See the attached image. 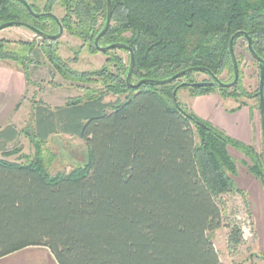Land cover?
<instances>
[{"label": "trees", "instance_id": "obj_1", "mask_svg": "<svg viewBox=\"0 0 264 264\" xmlns=\"http://www.w3.org/2000/svg\"><path fill=\"white\" fill-rule=\"evenodd\" d=\"M55 1L66 12L60 20L64 29L99 53L95 39L105 28L108 0H50L43 11L29 4L35 13H51ZM111 2L112 22L100 46L124 44L133 50L134 84L168 80L194 67L218 78L227 72L233 81L229 43L238 32L252 39L264 59V0ZM9 22L48 35L59 30L53 19L34 18L19 1L0 0V26ZM240 40L247 43L240 36L235 52ZM55 44L43 39L42 53L50 62L98 87L87 88L63 107L34 103V126L26 136L35 152L25 162L7 160L22 151L9 145L23 132L15 125L0 130V259L44 247L57 264H222L211 236L225 225L223 196L244 194L235 186L238 169L229 148L251 159L249 171L263 184L264 155L201 120L178 98L175 103L174 93L190 87L193 97L219 90L236 98L241 71L230 94L217 85L192 87L199 73L170 85L132 89L126 82L131 64L126 50L120 49L129 54V64L113 57L99 71L79 73L62 65ZM39 49L27 44L14 53L0 44V62H18L28 70L29 63L39 62ZM109 95L125 98L107 103ZM60 135L83 141L88 162L52 175L55 157L46 146ZM238 237L233 230L236 245Z\"/></svg>", "mask_w": 264, "mask_h": 264}, {"label": "rangeland", "instance_id": "obj_2", "mask_svg": "<svg viewBox=\"0 0 264 264\" xmlns=\"http://www.w3.org/2000/svg\"><path fill=\"white\" fill-rule=\"evenodd\" d=\"M50 0H29V3L36 5L40 10H44L45 5ZM59 20L64 19L65 9L55 1L51 10ZM57 33V31H56ZM55 33V35H56ZM59 33V30H58ZM57 33V34H58ZM54 35V34H53ZM53 46L55 54L61 59V63L71 71L79 73H92L101 70L113 57L121 58L124 64H129V54L121 50L110 51L109 54H93L88 50L79 38L72 36L66 29L64 35ZM0 44L7 45V50L18 53L22 46L31 45L33 49H39L40 60L28 64L29 69L25 70L18 62L16 64L26 81L27 90L24 94L23 107L16 114L14 123L23 135L18 142L9 145V150L21 147L22 151L15 156L7 158L11 162H25V157L34 155V147L31 138L26 134L31 133L34 126L33 106L35 102L43 103L53 109L63 107L69 99L84 96L87 88H96L91 81L82 82L78 78L69 75L58 68L56 63L42 53L43 39L36 36L28 29L22 27H12L0 32ZM26 44V45H25ZM248 44L240 40L236 47V57L240 62L242 78L237 97L235 99L244 100L254 105L257 113L258 147H253L258 154L263 152V137L261 130V117L259 109V98L256 97L259 88V67L257 61L247 51ZM44 52V51H43ZM35 54H29L28 58L36 60ZM67 73V75H65ZM225 83H231L232 77L224 72L219 78ZM197 83L210 82V78L203 73L195 75ZM233 82V81H232ZM235 88V87H234ZM228 89V94L234 91ZM192 88L187 87L179 91L177 98L185 105L190 112L192 101L190 97ZM212 94L223 96L217 90ZM229 97V96H223ZM124 96L118 97L109 95L105 98L107 103H114L117 100H124ZM233 98V97H231ZM194 114V113H193ZM26 132V133H25ZM46 148L55 157L49 166L52 175L59 173H69L73 169L84 166L88 162V151L83 141L80 139L60 135L51 138ZM230 155L237 164V175L234 177L235 186L242 190L244 194H228L223 196L227 203L224 227L212 234V240L222 264H264V184L259 193V198H253L256 191L255 177L250 173L249 167L252 165L251 159L245 154L238 153L233 148H229ZM23 156V157H22ZM0 158L2 155L0 153ZM258 180V179H257ZM260 185V183H259ZM261 187V188H262ZM240 233V244H235L232 240V231ZM50 257V259L48 258ZM14 261L26 262L27 264H57L50 252L43 248H29L5 261L9 264ZM17 263V262H15Z\"/></svg>", "mask_w": 264, "mask_h": 264}, {"label": "crops", "instance_id": "obj_3", "mask_svg": "<svg viewBox=\"0 0 264 264\" xmlns=\"http://www.w3.org/2000/svg\"><path fill=\"white\" fill-rule=\"evenodd\" d=\"M26 90V81L16 64L10 61L0 62V130L9 125H15L14 120L20 108L23 107ZM189 100L192 101L191 109L198 118L224 132L229 138L257 149L259 141L257 113L250 102L212 93L190 97ZM253 181L256 188L253 194L255 200L259 198L263 187L259 180L253 179ZM17 254L0 259V264H4ZM48 258L50 259L49 256ZM9 264L27 263L14 261Z\"/></svg>", "mask_w": 264, "mask_h": 264}, {"label": "water", "instance_id": "obj_4", "mask_svg": "<svg viewBox=\"0 0 264 264\" xmlns=\"http://www.w3.org/2000/svg\"><path fill=\"white\" fill-rule=\"evenodd\" d=\"M17 1L22 3L28 9L29 13L34 18L42 19L45 17H49L53 19L58 25L59 33L56 35H48L38 30L35 27H32L28 24L20 23V22H9V23L3 24L0 26V32L8 28H12V27H22V28L28 29L29 31L34 33L39 38L44 39V40H50V41H57L64 35V27L56 15L52 13H41V14L35 13L33 9L31 8L30 4L26 0H17ZM107 5H108V13H107L106 25H105V28L102 30V32L95 39V48L100 53H107L113 50H120V49L126 50L127 52H129L131 56V64H130L129 72L127 74L126 82H127V85L132 89H139L141 86L146 85V84L155 85V86L170 85L176 81L181 80L186 75L193 74V73H205V74H208L211 79L210 82H200V83L193 84L192 87L194 88H212L215 85H217L220 88L232 89L238 85L239 79H240V69H239L238 60H237L235 49H234V44H235V41L240 36H244L247 39L249 53L258 62V67H259V109H260V117H261V129H262V137H263V155H264V59L259 57L257 53L254 51L252 39L245 32L236 33L231 38L230 43H229V52H230L233 69H234V80L231 83L223 82L218 77L213 75L211 71L207 68L194 67V68H190L185 71H182L168 80H162V81L142 80L139 83L134 84L132 82L133 72L135 68V56H134L133 50L124 44H113L107 47L100 46V40L108 32L111 26V22H112L113 13H112L111 0H108ZM186 86H188V84L181 85V87H186ZM174 100H175V103H177V91L174 93Z\"/></svg>", "mask_w": 264, "mask_h": 264}]
</instances>
